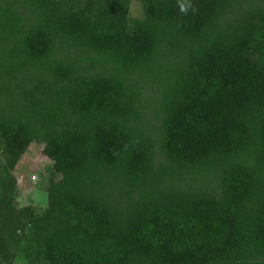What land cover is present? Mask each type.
<instances>
[{"label": "trees", "instance_id": "16d2710c", "mask_svg": "<svg viewBox=\"0 0 264 264\" xmlns=\"http://www.w3.org/2000/svg\"><path fill=\"white\" fill-rule=\"evenodd\" d=\"M192 3L0 0V264H264V0Z\"/></svg>", "mask_w": 264, "mask_h": 264}, {"label": "rangeland", "instance_id": "374dc122", "mask_svg": "<svg viewBox=\"0 0 264 264\" xmlns=\"http://www.w3.org/2000/svg\"><path fill=\"white\" fill-rule=\"evenodd\" d=\"M129 12L133 17H140L142 15L141 4L133 2L130 6ZM43 148L44 145L41 143H32L10 170V174L16 182V210L29 207L36 213L40 214L47 207L46 187L50 180L57 178V176L52 173V161L43 154ZM0 160H2L1 155ZM1 162H3V160ZM9 252H12L11 248L5 250L0 256H3L4 254L8 256ZM10 256L11 255H9V257ZM11 264L36 263L30 261L24 256L16 254L11 259Z\"/></svg>", "mask_w": 264, "mask_h": 264}, {"label": "clouds", "instance_id": "9594fccd", "mask_svg": "<svg viewBox=\"0 0 264 264\" xmlns=\"http://www.w3.org/2000/svg\"><path fill=\"white\" fill-rule=\"evenodd\" d=\"M178 7L181 14H188L191 12H196L198 9L195 7V5L192 3V0H178Z\"/></svg>", "mask_w": 264, "mask_h": 264}]
</instances>
